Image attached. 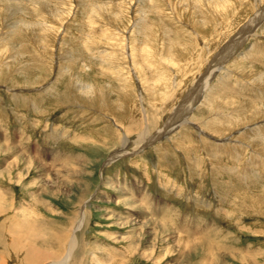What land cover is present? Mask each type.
<instances>
[{
    "label": "rangeland",
    "instance_id": "rangeland-1",
    "mask_svg": "<svg viewBox=\"0 0 264 264\" xmlns=\"http://www.w3.org/2000/svg\"><path fill=\"white\" fill-rule=\"evenodd\" d=\"M70 243L67 264H264V0H0V264Z\"/></svg>",
    "mask_w": 264,
    "mask_h": 264
},
{
    "label": "bare ground",
    "instance_id": "bare-ground-1",
    "mask_svg": "<svg viewBox=\"0 0 264 264\" xmlns=\"http://www.w3.org/2000/svg\"><path fill=\"white\" fill-rule=\"evenodd\" d=\"M259 16H257L256 18H254V19H256L254 22H253V20H251L253 23H249L248 25H249V27L250 28H253V30L254 29H256L255 27L259 24V23H261L260 22V18H262V17H260V18H258ZM253 25V26H252ZM247 27V26H246ZM244 31V30H243ZM245 32V33H244ZM243 32V36H244V39L245 38H247L246 36H247V33L249 32V31H244ZM256 32V31H255ZM255 32H254V34H255ZM253 34V35H254ZM243 36H241V35H239L238 36V38H237V40H239V39H241ZM235 39V38H234ZM231 40V41H234V42H236L237 40ZM243 39V38H242ZM241 39V40H242ZM198 42V41H197ZM224 48V47H223ZM236 48V47H235ZM224 50H226V49H224ZM219 54V53H218ZM221 55L222 54H220V57H221ZM132 57V56H131ZM226 58V57H225ZM222 59V58H221ZM220 59V60H221ZM215 61V60H214ZM222 61V60H221ZM204 80V82H205V77L201 80V81H203ZM207 83H208V80L206 81ZM81 86V88L83 89V90H88L89 92H91V87L90 86H84V85H80ZM82 92V91H81ZM184 102V101H183ZM103 103V102H102ZM184 105H186V104H184ZM245 108V107H244ZM255 110V109H254ZM190 111V110H189ZM189 115H190V113H189ZM187 116V115H186ZM184 122V121H183ZM182 122V123H183ZM247 124V123H246ZM177 127V126H176ZM260 135V134H259ZM256 139V138H255ZM126 141V140H125ZM212 144V143H211ZM219 146V145H218ZM257 147V146H256ZM215 150V149H214ZM261 151V150H260ZM15 157V156H14ZM110 160V159H109ZM235 160V159H234ZM11 163V162H10ZM13 164L14 163H11V164H9V168H11V167H13ZM233 166V165H232ZM8 170V169H7ZM199 171V170H198ZM227 171V170H226ZM226 173V172H225ZM119 193V192H118ZM120 202H118V204L120 205V204H126V200L127 199H129V200H131L132 201V203L131 204H129V206L128 207H131L132 209H135V207H139L138 206V204L139 205H141V199H139V201H137V199L136 200H132V199H130V198H127V196H126V194L125 193H123V192H121L120 191ZM119 196V195H118ZM139 196L141 197H143V198H148V195L146 194V193H144V191L143 192H140V194H139ZM37 200V199H36ZM144 200V199H143ZM146 200V199H145ZM82 201V200H81ZM80 201V202H81ZM86 203L87 202H85V204L83 203V206H82V208L80 209V211L78 212V219L76 218H74V227H75V229H80V227L82 226V224H83V221H84V217H85V213L83 212L84 211V209H85V206H86ZM149 204V203H148ZM146 205V204H145ZM123 206V205H122ZM141 207V206H140ZM143 207H145V206H143ZM164 208H162L163 209V213H162V215H159V218H161V219H163V220H165V219H167V220H169V216L170 215H172V213L171 212H173V210H172V208L171 207H169V206H166V205H164L163 206ZM151 208H154V207H149L148 206V209H151ZM161 209V210H162ZM139 214V213H138ZM177 214V213H176ZM30 214H28V216H29ZM156 215V214H155ZM24 216H26V215H24ZM136 216V215H135ZM144 216V217H143ZM154 216V215H153ZM81 218V219H80ZM140 218V217H139ZM172 218V217H171ZM26 219V218H25ZM118 219H119V221H120V224L119 225H121V226H126L127 225V220H128V218H127V216H126V218L125 217H118ZM142 219L144 220V221H146V222H143V224L144 223H146V224H144V225H142V226H145V225H147V224H151V223H153V225L155 224V221H153V219H151V220H149L148 218H147V216H145L143 213H142ZM186 220L188 219L189 220V218L186 216V218H185ZM28 220H30V219H28ZM135 220V219H134ZM134 220H132L131 219V221H133L134 222ZM136 221V220H135ZM139 222V221H138ZM136 223V222H135ZM134 223V224H135ZM159 224V223H158ZM163 224V223H162ZM176 224V223H175ZM41 225V224H40ZM159 225H161V224H159ZM187 225V224H186ZM163 226H164V224H163ZM181 226V225H180ZM183 224H182V228L181 229H183ZM144 228V227H143ZM179 228V229H180ZM187 228V227H186ZM164 230V229H163ZM163 230H162V232H163ZM201 231V230H200ZM186 232H188V235L189 236H193V235H191V232L193 233V231H190V230H187L186 229ZM194 233H201V232H199L198 230H196V232H194ZM72 234V233H71ZM75 234V233H74ZM155 234H157V232L155 233ZM68 235V234H67ZM201 235V234H200ZM203 235V234H202ZM67 237V236H66ZM68 237H70L69 235H68ZM62 238V237H61ZM174 238H175V236H174ZM200 238V237H199ZM54 239V238H53ZM52 239V240H53ZM63 239H65V238H63ZM60 240V239H59ZM178 240V239H177ZM181 241V240H180ZM53 242V241H52ZM55 242V241H54ZM70 242V241H69ZM193 242V241H192ZM191 242V243H192ZM193 243H195V245L197 246V247H194V248H191V247H193V245L194 244H192L191 246L190 245H188V247H190L189 249H191L190 251L191 252H195V253H197L198 251L199 252H202L201 250H203L204 249V251L203 252H205V254H207L208 252H209V248L205 245V241L204 240H199V241H197V242H193ZM68 245V244H67ZM65 247V246H64ZM66 248V247H65ZM206 248V249H205ZM73 244L72 243H70L69 244V246H68V248H66V253L65 254H63L62 256H64L63 258H60V257H62V256H57V254L56 255H54L53 254V252L51 251V252H46V251H41V250H36L35 248H31L30 250H29V254H28V256H27V260H29V262H30V264H43V262H48V263H46V264H67V262H69V259L71 258V255H73ZM204 254V255H205ZM191 255V254H190ZM108 256V255H107ZM198 256V255H197ZM38 258H40V259H38ZM51 260V261H50ZM113 260V259H112ZM41 262V263H40ZM111 262V261H110ZM95 263V262H94ZM92 264V263H91Z\"/></svg>",
    "mask_w": 264,
    "mask_h": 264
},
{
    "label": "crops",
    "instance_id": "crops-1",
    "mask_svg": "<svg viewBox=\"0 0 264 264\" xmlns=\"http://www.w3.org/2000/svg\"><path fill=\"white\" fill-rule=\"evenodd\" d=\"M249 251V250H248ZM250 252V251H249Z\"/></svg>",
    "mask_w": 264,
    "mask_h": 264
}]
</instances>
